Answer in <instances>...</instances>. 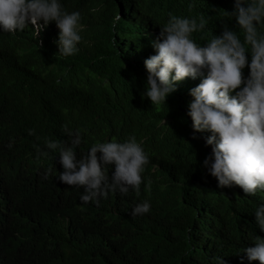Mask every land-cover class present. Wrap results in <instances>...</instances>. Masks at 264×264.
<instances>
[{
  "label": "trees",
  "instance_id": "16d2710c",
  "mask_svg": "<svg viewBox=\"0 0 264 264\" xmlns=\"http://www.w3.org/2000/svg\"><path fill=\"white\" fill-rule=\"evenodd\" d=\"M58 2L81 15L82 40L71 56L57 55L54 22L39 36L32 27L15 34L0 28V264H215L216 256L259 264L243 250L264 239L254 217L264 203L239 186L219 187L203 166L212 134L194 132L188 115L202 77L177 82L166 104L143 95L144 62L156 54L152 42L169 13L203 15L208 24L192 39L204 46L224 24L239 31L227 14L235 0ZM242 72L247 78L249 67ZM65 126L80 134L78 159L94 144L134 135L150 161L139 194L110 192L98 204L82 203L75 186L59 181L58 151L45 147L70 139ZM34 145L49 156L37 159ZM114 169H107L110 177ZM144 201L150 211L132 216Z\"/></svg>",
  "mask_w": 264,
  "mask_h": 264
},
{
  "label": "clouds",
  "instance_id": "9594fccd",
  "mask_svg": "<svg viewBox=\"0 0 264 264\" xmlns=\"http://www.w3.org/2000/svg\"><path fill=\"white\" fill-rule=\"evenodd\" d=\"M188 7L191 9L193 5ZM227 14L235 18L239 31L224 24L221 35H213L201 46L192 39V34L203 31L208 20L203 15L197 20L169 13L159 37L152 42L156 54L144 62L148 74L143 95L152 105L166 104L176 91L177 82L202 77L201 83L190 92L193 100L188 115L194 132L212 134L206 140L212 152L203 166L219 187L239 186L250 198L264 203V33L260 31V26H264V0H235L234 10ZM80 21L78 11H65L58 0H0V28L5 34L32 27L39 36L54 22L59 29L57 55L60 56H71L78 51L77 45L82 40ZM246 66L250 74L244 78L242 70ZM64 131L70 138L68 141L48 140L45 147L51 152L58 151L63 167L59 181L75 186L82 203L98 204L110 192L127 195L132 190L139 194L142 173L150 161L134 135L123 143L113 140L94 144L78 159L80 134L67 126ZM28 135H35V130L29 129ZM192 139L197 137L193 135ZM34 147L37 159L49 156V151L38 145ZM112 165L115 169L110 177L107 169ZM150 208V203L144 201L131 214L144 215ZM254 217L264 231V205L256 207ZM253 245L243 250L247 259L264 264V239L255 237ZM213 260L215 264H225L223 257L216 256Z\"/></svg>",
  "mask_w": 264,
  "mask_h": 264
},
{
  "label": "bare ground",
  "instance_id": "6f19581e",
  "mask_svg": "<svg viewBox=\"0 0 264 264\" xmlns=\"http://www.w3.org/2000/svg\"><path fill=\"white\" fill-rule=\"evenodd\" d=\"M99 56V55H98Z\"/></svg>",
  "mask_w": 264,
  "mask_h": 264
}]
</instances>
